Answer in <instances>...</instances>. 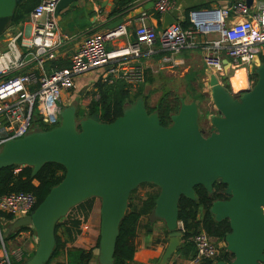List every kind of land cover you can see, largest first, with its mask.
<instances>
[{"label": "water", "instance_id": "water-1", "mask_svg": "<svg viewBox=\"0 0 264 264\" xmlns=\"http://www.w3.org/2000/svg\"><path fill=\"white\" fill-rule=\"evenodd\" d=\"M22 1L0 0V36ZM78 1L60 0L57 15ZM247 3L251 6L253 0ZM124 22L120 18L109 28L116 31ZM175 22L166 12L163 30ZM256 74L253 87L238 91L227 89L211 74L217 114L210 117L209 132L199 124L196 101L181 100L172 123L164 126L159 113L150 112L140 97L126 104L123 115L111 123L102 122L99 115L78 122V106L72 104L63 107L58 126L5 141L0 148V170L28 165L36 174L48 162L66 168L63 180L37 208L10 225L11 232L33 227L38 236L35 254L23 264H45L55 247L58 221L91 197L102 201L99 261L114 264L131 193L144 183L160 187L151 216L164 220L170 231L160 262L167 264L182 243L180 198L196 199L198 185L212 192L217 181L227 185L229 199L215 201L211 212L217 221L229 219L231 232L225 244L234 258L214 264H264V62Z\"/></svg>", "mask_w": 264, "mask_h": 264}, {"label": "built area", "instance_id": "built-area-1", "mask_svg": "<svg viewBox=\"0 0 264 264\" xmlns=\"http://www.w3.org/2000/svg\"><path fill=\"white\" fill-rule=\"evenodd\" d=\"M59 1L41 0L29 15L26 27H15L10 32L6 49L0 53V147L9 139L24 137L35 127L46 130L45 127L58 126L64 95L75 89L76 80L84 74L100 69V78L109 84L144 82L145 69L134 62L143 55L144 47L151 56L158 54L157 45L163 53L162 66L166 68L179 65L176 57L182 51L203 49L204 62L213 74L226 77L245 69L249 83L250 65L256 64L260 55L264 57V5L253 10L246 0H237L229 8L191 11L190 28L175 22L158 32L142 22L136 29L138 40L123 47L110 49L108 44L128 34L124 24L116 31L91 33L71 57L69 67L48 72L46 63L58 58L59 50L72 39L60 32L56 13ZM174 6L175 0H157L155 5L162 14ZM200 14L207 17L200 20ZM234 16L242 20L231 23ZM36 205L37 197L32 192L0 196V212L15 218L29 215ZM179 225L183 229L182 222ZM191 240L196 248L193 260L196 263L214 261L221 252L223 243L205 231ZM15 255L20 260L24 253L17 251ZM4 263L11 264L7 253Z\"/></svg>", "mask_w": 264, "mask_h": 264}, {"label": "trees", "instance_id": "trees-1", "mask_svg": "<svg viewBox=\"0 0 264 264\" xmlns=\"http://www.w3.org/2000/svg\"><path fill=\"white\" fill-rule=\"evenodd\" d=\"M134 1L135 0H114L115 9L110 13V16L123 15V13L133 5ZM40 2L41 0H23L16 6L9 20V26L18 27L26 21ZM206 7L207 4H202L187 9L186 18L181 21L182 26L184 28L192 27L193 24L189 19L190 12ZM70 65L71 60L69 58L58 57L55 60L47 62L46 69L48 72H53L57 69L69 67ZM250 79L255 84L258 80V75L252 73ZM227 89L229 88L227 87ZM93 94V100L87 107L77 108L76 117L81 119L99 115L102 122L111 123L123 115L126 104H133L137 99L142 97L150 112L156 111L159 113L162 125L169 126L172 123L171 116L177 113L181 106L180 96L173 91L168 90L164 92L157 103L150 106L147 102V96L140 95V93L132 96L128 84L122 81L109 84L104 82L101 78L95 82ZM96 95H98V98L95 97ZM45 129L48 130L49 128L45 127ZM65 174L66 168L62 164L55 162L46 163L36 174H33V167L28 165H12L2 168L0 170V196L12 192H32L37 197V208L50 193L51 189L63 180ZM140 186H149L151 189L145 197L139 198V200L136 201L131 198L129 200L130 211L129 214L122 219L120 224V232L114 254V264H128L134 261L138 249L136 240L140 222L145 216L150 218L156 207V200L160 194V187L153 183H144ZM226 187L227 185L225 183L217 181L214 184L213 191L209 192L203 185H198L195 187L196 199H190L186 196L180 198L179 221L183 224V229H181L183 235L181 246L176 252L180 253L182 258L192 259L195 257L196 248L191 238L199 232L205 231L218 242L225 243L226 235L231 232L230 221L229 219L217 221L214 214L211 212V207L217 200L229 199L226 193ZM138 188L132 191L130 197L138 191ZM95 200L96 197H91L73 208L86 211L84 217H87L94 207ZM67 216L62 217L56 224L55 247L50 259L45 264H51L54 259L61 256L66 257V262L64 264H90L94 256V247L89 249L67 247L68 242H74L77 235L81 233L82 223L80 218L69 219ZM0 217L7 220L15 219L14 215L4 212H0ZM146 227L147 233L150 235L152 233V228L149 224H147ZM27 229L34 230L33 227L24 226L21 227L18 232ZM167 233L169 234L170 231L168 230ZM13 236H15V234L10 235L9 238ZM6 239L7 238H3L4 241ZM99 246L100 237L95 247L99 248ZM233 258L234 254L227 249V246H224L221 248V252L216 260H206L202 263L214 264L221 260L230 262ZM12 264L15 263L13 262Z\"/></svg>", "mask_w": 264, "mask_h": 264}, {"label": "crops", "instance_id": "crops-1", "mask_svg": "<svg viewBox=\"0 0 264 264\" xmlns=\"http://www.w3.org/2000/svg\"><path fill=\"white\" fill-rule=\"evenodd\" d=\"M237 0H175V6L169 12L176 22H181L186 18V10L202 4H207L206 8H200L194 11H210L218 10L222 8L231 7L234 2ZM247 1V0H246ZM157 0H135L133 5L126 10L123 15L110 16V13L115 9L114 0H79L78 2L73 3L67 8L63 9L57 15L58 25L61 33H66L72 36V39L64 45L58 53V57H66L71 60L73 54L79 49V46L83 39L94 32H107L110 30V25L115 23L120 18H124V25L126 26L128 34L126 36L117 38L109 42L108 47L110 49L123 47L129 43H133L138 40L136 35V29L141 26L142 22H145L149 26L154 27L158 32L163 30L164 27V16L165 13H159L156 10ZM260 5H264V0H253V4L250 6L253 10L257 9ZM142 17H145L142 20ZM207 16L200 14V20L205 19ZM190 19V14H189ZM242 18L239 16H234L231 19V23L241 21ZM28 18L22 24H20L17 29H21L22 25L26 27ZM16 26H11L7 29L5 34L0 37V53L6 49L8 38L10 32L14 31ZM132 36L135 37V40H132ZM155 48L158 51V54L148 56L146 53L147 48L144 47L143 55L135 59V63L141 65L145 69L146 77L144 82L129 85L130 93L132 96L140 93V95L147 96V102L150 106H153L157 103L154 100V95H158L157 99L160 98L167 88V81L161 79L163 76H172L176 69L185 67L188 68L197 64L203 65L204 55L199 54L197 50H192L188 56L177 55V60L179 65L175 67H164L162 66V57L163 53L160 48L156 45ZM264 60V57L260 55V60L255 64L260 65ZM92 72L87 73L86 75L80 76L76 80L75 90H80L82 93L84 91H89L94 89L95 82L100 78L99 75L92 80ZM185 75V74H184ZM149 79V80H148ZM170 90V89H168ZM167 90V91H168ZM67 94L64 96V102L66 100ZM151 97V98H150ZM216 115L215 113L212 114ZM1 131V130H0ZM101 210V209H100ZM98 210L97 203L95 202L93 210L91 211L88 219L81 225V233L77 235L74 242H68L67 247H81L85 249L94 247V256L90 264H100L99 256L100 249L95 247L100 237L99 231V221H98ZM9 222L8 227L5 229V232L0 227V264L4 263V258L6 253L9 255L11 264H23L26 260L31 258L38 247L39 239L36 234V231L32 229H27L23 231H10V225L13 220H7ZM15 234L12 238H9L10 235ZM2 238V239H1ZM3 238H7L5 241ZM152 245H147L144 241L143 244H139L134 261L128 264H155L158 257L161 254V249H154ZM17 251H22L24 253L22 259H18L15 255ZM164 254V253H163ZM162 258V256H161ZM194 258L186 260L181 257L180 253H174V256L171 257L167 264H203L196 263L193 261ZM66 262V257L61 256L57 259H54L51 264H64Z\"/></svg>", "mask_w": 264, "mask_h": 264}, {"label": "rangeland", "instance_id": "rangeland-1", "mask_svg": "<svg viewBox=\"0 0 264 264\" xmlns=\"http://www.w3.org/2000/svg\"><path fill=\"white\" fill-rule=\"evenodd\" d=\"M9 25H10V23L8 24L7 29L11 27ZM7 29L2 33L1 36H3L5 34ZM191 51L192 50H184V51H182V53L180 55L181 56L182 55L188 56ZM197 52L201 55L202 54L204 55L205 51L203 49H198ZM202 58H203V65L202 64L199 65V63L197 64V61H199V59H196L197 60L196 65H193L190 68H188L187 65L185 67L181 66V68L176 69L177 71L172 73L173 74L172 76H163V77H161V79L167 81V88H166V90H164V92H166L168 89H170V91L177 93L180 96L181 100H184L185 102L196 101V103L198 104L199 113H200L199 124H200L202 129L209 132L208 128L210 126V117L214 113L217 114V109L213 103L212 89H211V85H210V77H211V74H213V72H211L207 68V66L204 62V57H202ZM256 68L257 67H255V64H251L250 65V73L251 74L256 73ZM91 72H92V74H90L91 78H92V80H94V78L97 77V75H99V76L101 75L102 71L100 69H98V70H94ZM251 74H250V77H251ZM217 76L229 89L234 90L232 82H231L232 74H229V76H226V77H222L219 74H217ZM250 81L251 82L249 83L248 77H247V84L245 86L246 88L254 86L253 81L251 79H250ZM234 91H238V90H234ZM65 94H67V97H66V100L64 102L65 105L63 107L71 106L72 104H75L78 106L79 109L87 107V105L93 100V97H94L93 89H90L89 91H84L83 93L80 90L76 91L74 89L71 92H68ZM157 96L158 95H154L153 101L159 100V98L157 99ZM128 104H132V103H128ZM83 119H86V118L80 119L77 117L78 122H80ZM35 130H43V128L42 127H35ZM150 189L151 188L149 186H140L138 188V191L130 198L134 201L139 200V198L145 197L146 194L150 191ZM95 201L97 203V210H98V218L97 219L99 221V227L98 228L100 231V227H101L100 209H101L102 201L98 197H96ZM90 213H89V215H90ZM85 214H86V211H83L82 209H79V208H73L67 214L69 216H67V215L66 216L69 219L80 218L82 221V223H81V225H82L89 217V216L84 217ZM65 219H67V218H65ZM150 220H152V221H150ZM8 224H9V222L7 221V219L0 217V227L2 228V230L4 232H5V229L8 227ZM147 224H149V226L152 228V233L150 235H148V233H147V227H146ZM167 229L168 228H167V225H166L164 220L155 219V218H152V216H150V218L145 216L142 218V220L140 222L138 237L136 240L137 245L139 246L140 243L143 244V241H144L147 245L151 244L153 246V247L152 246L151 247L154 249H157V248L161 249V252H160L161 254H159L160 256L158 257L155 264H160L161 256H163V253H164V251H165V249L169 243V234L167 233L168 232ZM224 246H226V244L223 242L222 248ZM173 256H174V254L171 257H173ZM186 260H189V259H186Z\"/></svg>", "mask_w": 264, "mask_h": 264}, {"label": "bare ground", "instance_id": "bare-ground-1", "mask_svg": "<svg viewBox=\"0 0 264 264\" xmlns=\"http://www.w3.org/2000/svg\"><path fill=\"white\" fill-rule=\"evenodd\" d=\"M231 82L234 90L243 89L247 84V73L245 69H238L233 73ZM246 88V87H245Z\"/></svg>", "mask_w": 264, "mask_h": 264}]
</instances>
